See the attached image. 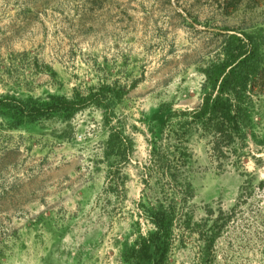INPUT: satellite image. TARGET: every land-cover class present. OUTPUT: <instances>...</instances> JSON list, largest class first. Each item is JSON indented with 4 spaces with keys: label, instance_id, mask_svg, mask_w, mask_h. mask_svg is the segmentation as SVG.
I'll list each match as a JSON object with an SVG mask.
<instances>
[{
    "label": "rangeland",
    "instance_id": "1",
    "mask_svg": "<svg viewBox=\"0 0 264 264\" xmlns=\"http://www.w3.org/2000/svg\"><path fill=\"white\" fill-rule=\"evenodd\" d=\"M237 31L264 56V0H0V93L123 88L112 109L132 141L116 161L93 103L17 127L0 117V264H132L134 221L148 227L138 201L162 197L180 212L165 264H264V68L239 132L179 113Z\"/></svg>",
    "mask_w": 264,
    "mask_h": 264
},
{
    "label": "trees",
    "instance_id": "2",
    "mask_svg": "<svg viewBox=\"0 0 264 264\" xmlns=\"http://www.w3.org/2000/svg\"><path fill=\"white\" fill-rule=\"evenodd\" d=\"M239 32V33H237ZM227 34L222 43L223 57L205 67L202 84L201 103L193 110H180L182 115H190L192 120L207 126L209 123L224 126L229 136L239 132L242 125H250V99L253 92V81L264 68L262 42L253 33L237 31ZM123 88L101 85L96 91L81 93L74 90L72 95L46 93L44 96L28 95L21 97L13 93H0V117L8 121V126L17 127L54 114L71 117L88 104L105 107L104 122L110 129L107 148L115 155L116 161L125 160L132 150V141L122 130L120 121L113 111V104ZM164 105L161 111H164ZM170 114L167 115L169 117ZM114 120V121H113ZM186 129H180L178 138L185 137ZM181 156H188L186 147H181ZM180 157L179 164L184 163ZM150 161V160H149ZM151 162V161H150ZM166 174L172 166L152 158ZM170 177L174 175L168 173ZM192 196L189 182L172 183ZM139 214L145 219L148 227L143 228L140 219L134 221L133 244L125 251L124 257L132 264H165L175 240L174 228L179 219V210L174 201L166 197L152 201H138ZM184 222L190 219L188 213ZM182 216V215H181Z\"/></svg>",
    "mask_w": 264,
    "mask_h": 264
}]
</instances>
